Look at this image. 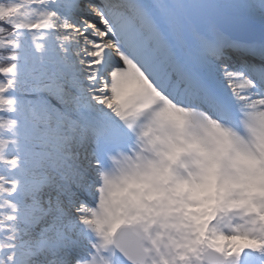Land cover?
<instances>
[{
  "label": "snow or ice",
  "instance_id": "6c2138e0",
  "mask_svg": "<svg viewBox=\"0 0 264 264\" xmlns=\"http://www.w3.org/2000/svg\"><path fill=\"white\" fill-rule=\"evenodd\" d=\"M262 137L264 0H0V264H264Z\"/></svg>",
  "mask_w": 264,
  "mask_h": 264
},
{
  "label": "rangeland",
  "instance_id": "374dc122",
  "mask_svg": "<svg viewBox=\"0 0 264 264\" xmlns=\"http://www.w3.org/2000/svg\"><path fill=\"white\" fill-rule=\"evenodd\" d=\"M116 100H117V97H114L113 98V102L115 103L116 102ZM138 103H142V101H139ZM177 115H179V113H177ZM188 131L192 134V135H194V136H197V137H204L205 136V133H204V131L202 130V129H200V128H198V127H190L189 129H188ZM264 164V163H263ZM263 164H261V163H259L258 165H256V166H254L253 167V169H252V171H251V173H250V176H252V177H255V178H258V179H261V181H262V184H260V188H261V190L262 191H264V165ZM118 175V174H117ZM251 178V177H250ZM252 186H254L253 185V183L251 184ZM131 191H135V189H131ZM117 192H121V188L120 187H117V186H114L113 188H112V195L114 196V197H116V193ZM205 199H208V198H210L209 196H205L204 197ZM176 199H179V197H176ZM193 205H195V203L196 202H191ZM193 214H195V213H193Z\"/></svg>",
  "mask_w": 264,
  "mask_h": 264
},
{
  "label": "bare ground",
  "instance_id": "6f19581e",
  "mask_svg": "<svg viewBox=\"0 0 264 264\" xmlns=\"http://www.w3.org/2000/svg\"><path fill=\"white\" fill-rule=\"evenodd\" d=\"M145 102H146V101H142V103H145ZM112 103H114V102H112ZM109 106L111 107L112 104L110 103ZM263 163H264V162H262L261 164H263ZM263 165H264V164H263ZM250 177H251V178L249 179V183H250V184L253 183L254 187H255V188H258L261 194H264V191H262L261 188H260V184H262L261 179H258V178L252 177V176H250ZM186 195H187V194H186Z\"/></svg>",
  "mask_w": 264,
  "mask_h": 264
},
{
  "label": "clouds",
  "instance_id": "9594fccd",
  "mask_svg": "<svg viewBox=\"0 0 264 264\" xmlns=\"http://www.w3.org/2000/svg\"><path fill=\"white\" fill-rule=\"evenodd\" d=\"M261 145H262V147H264V137L261 138ZM115 195H116L117 197H119V196L123 195V193H121V192H117Z\"/></svg>",
  "mask_w": 264,
  "mask_h": 264
}]
</instances>
